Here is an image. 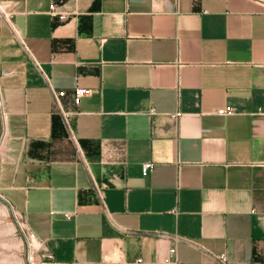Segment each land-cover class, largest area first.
<instances>
[{
	"label": "crops",
	"instance_id": "0c3cea01",
	"mask_svg": "<svg viewBox=\"0 0 264 264\" xmlns=\"http://www.w3.org/2000/svg\"><path fill=\"white\" fill-rule=\"evenodd\" d=\"M0 103L51 264H264V0H0Z\"/></svg>",
	"mask_w": 264,
	"mask_h": 264
},
{
	"label": "rangeland",
	"instance_id": "374dc122",
	"mask_svg": "<svg viewBox=\"0 0 264 264\" xmlns=\"http://www.w3.org/2000/svg\"><path fill=\"white\" fill-rule=\"evenodd\" d=\"M1 116L0 103V137ZM49 254L28 231L21 215L0 197V264H51Z\"/></svg>",
	"mask_w": 264,
	"mask_h": 264
},
{
	"label": "built area",
	"instance_id": "2783aa9c",
	"mask_svg": "<svg viewBox=\"0 0 264 264\" xmlns=\"http://www.w3.org/2000/svg\"><path fill=\"white\" fill-rule=\"evenodd\" d=\"M51 13L53 16L59 17L61 20H65L66 16L63 13H60L57 11V8L55 5L51 6ZM91 91L90 90H86V89H77L76 90V102H78L80 100L81 97L90 94ZM66 94L65 92H58V93H54V97L57 101V103L59 104V101L62 97H64ZM217 114L222 115V116H228V115H232L234 114V109L231 107H227L224 109H220L217 111ZM65 117H68V114H64ZM153 167V164H145L143 167V172L146 175ZM170 256L168 258L165 259V263H172L174 262V258L176 256V249L172 248L169 252ZM49 257L51 259H53V256L51 254H49ZM219 261L222 264H228V260H227V256L226 254H222L219 256Z\"/></svg>",
	"mask_w": 264,
	"mask_h": 264
}]
</instances>
